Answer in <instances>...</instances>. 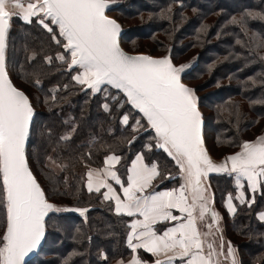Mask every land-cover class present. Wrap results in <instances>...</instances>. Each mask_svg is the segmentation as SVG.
Instances as JSON below:
<instances>
[{"label": "trees", "instance_id": "16d2710c", "mask_svg": "<svg viewBox=\"0 0 264 264\" xmlns=\"http://www.w3.org/2000/svg\"><path fill=\"white\" fill-rule=\"evenodd\" d=\"M114 1L119 6L109 14L125 29L126 51L169 54L178 65L193 62L184 81L198 94L213 156L234 153L243 142L264 135V0ZM53 28L61 44L35 19H14L8 67L36 109L28 157L48 199L86 211L49 218L44 247L29 264L128 261L133 252L126 235L132 219L116 214L103 192L88 191L87 173L116 155L126 179L138 154L159 164V189L179 187L182 172L156 147L155 134L125 96L110 88L93 95L74 79L81 70L69 71L70 54ZM124 116L130 120L126 127L121 124ZM212 184L240 264H264V223L257 218L264 211V187L251 208L230 216L225 200L235 194L234 177H214ZM4 229L0 213V236Z\"/></svg>", "mask_w": 264, "mask_h": 264}, {"label": "snow or ice", "instance_id": "6c2138e0", "mask_svg": "<svg viewBox=\"0 0 264 264\" xmlns=\"http://www.w3.org/2000/svg\"><path fill=\"white\" fill-rule=\"evenodd\" d=\"M111 3L114 0H0V213L5 223L0 236V264H24V258L38 248L45 236V217L49 212L60 211L46 200L25 155L33 108L28 96L14 86L6 71L5 52L13 19L26 23L35 19L53 34L57 44H61L51 27L56 26L59 36L63 37L62 46L70 54L68 67L83 69L74 79L93 92L101 91L102 85L121 90L154 130L156 147L167 153L184 173L185 184L178 190L137 195L149 188L160 174L156 164L147 165L142 156H137L129 169L131 174L126 187L115 172L105 173L123 187L124 201L107 180L99 178V173L96 178L93 171L87 173L89 192L106 188L104 198L116 201L117 213L143 216V220L131 225L128 239L133 252L144 249L157 255L178 248V257L181 260L187 258L185 264H219L212 257L223 253L217 252L212 244L208 245L207 255L203 254V241L193 216L197 201H201L200 219L205 213H209L214 221L219 218L218 213L207 207L202 177L212 171L234 173L240 187V178L246 179L253 191L258 185L264 187V135L255 141L243 142L239 152L227 156L220 164L214 163L204 147L202 114L195 90L181 81V74L188 65L176 66L169 56L153 58L126 54L118 42L120 25L105 14ZM260 46L264 47V42ZM58 59L65 61V56L60 55ZM123 121L127 123L128 116H124ZM136 123L140 124V121ZM110 162H119V157H108L105 163ZM187 188H191V204L185 195ZM231 199L229 196V212L234 211ZM173 208L187 213L186 222L168 228L162 235L157 234L152 225L158 220L181 219L169 211ZM64 211H80L83 215L86 210ZM133 239L137 243L133 244ZM220 247L223 248V243ZM227 256L232 257V264H238L230 242ZM174 258L169 257L168 264ZM129 264L142 262L134 257ZM155 264L164 262L156 260Z\"/></svg>", "mask_w": 264, "mask_h": 264}, {"label": "crops", "instance_id": "0c3cea01", "mask_svg": "<svg viewBox=\"0 0 264 264\" xmlns=\"http://www.w3.org/2000/svg\"><path fill=\"white\" fill-rule=\"evenodd\" d=\"M129 122H130L129 118H128L127 123H125L123 121V118L121 120V124L124 127L128 126ZM113 156H116V155H110L108 157H113ZM137 156H142L143 157V162L145 164L152 165V164H149L146 161L145 157L142 154H138ZM137 156L132 161L129 169H131V167L133 165V162L136 161ZM116 157H118V156H116ZM153 164L157 165V170L159 172V164L157 162H154ZM120 167H121V158L119 157V162H110L108 164L105 163L103 168H101L99 170L98 169H92L91 171H93L94 178H96L97 173H99V178L100 179L107 180V182L109 184H111L112 187L115 189V193L120 196L122 201H124L125 197H124V193H123V187L120 184H116L115 180H113L110 177L105 175V173L107 171L115 172L116 175L120 178L121 184L124 187H126L127 186L128 176L131 173L128 171L127 177H126V179H124L123 176L120 174ZM101 170H103V171H101ZM158 176H156L153 179L152 184H151V186L149 188L145 189V191L143 193H137V195L147 196V195H153V194L158 193V192H169V191L180 189L181 185L179 187L173 188V189H159L158 188L159 184L157 185V182H156L157 179H158ZM182 177H183V181H184V184H185L184 173H182ZM233 177H234L235 194L234 195H228L226 197V200H225V208H226L227 213L230 216H234L237 213L239 208H242V209H245V210L251 208V206L255 202L256 195L259 194L262 191V186H259V185H258L257 189L255 191H253L251 188L248 187L247 181L244 178H240V185H242V187H240V186L237 185V182H236V174L233 175ZM87 179H88V177H87ZM87 183H88V181H87ZM91 192H96V191L93 190ZM100 192H103V198H104V193L107 192V189L106 188H101ZM248 192H249L251 197H248ZM241 193H243V197L242 198H241ZM176 194L178 195L179 193L177 192ZM185 195L188 197V203L191 204V200H190V197L188 195V190L187 189L185 190ZM229 196H231V198H232L231 199V203H232V206L234 208V211H232V212H229L228 207H227ZM105 200L109 201V202H112L114 204V209H115V212H116V201L114 199H105ZM169 211H171L172 215L181 217V219H178V220H163V219L158 220L155 224L152 225V227L156 230L157 234H159V235H162L163 232L165 230H167L168 228H172V227H175L176 225H178L180 223H185L186 222L187 213H180L177 209H174V208L173 209H169ZM76 212L81 214L80 211H76ZM84 213H85V211H84ZM116 214L121 215V216H127V217L132 219L131 222L129 223V229H128L127 235H126L127 236L126 243H127L128 247H129V239L128 238H129V235H130V233L132 231L131 225L135 221L143 220L144 218L139 213H136L133 216H128L126 214V212H122V213H117L116 212ZM193 216L196 218L195 219V223H196V226H197V230L201 234L200 235V239L203 241V254L207 255V253L209 251L208 245L209 244L213 245V243L208 239V237H206L203 234V232H202V230L200 228V225H199V218L196 215L195 209L193 210ZM262 216H264V212H261V213L257 214L258 220L260 222L264 223V218H262ZM132 243L135 244V243H137V241L135 239H133ZM213 247H214V245H213ZM227 249H228V247L227 248L225 247V257H221L219 259L217 256H213L212 260L213 261H219V264H232V257L227 256ZM130 250L132 251L131 248H130ZM179 251H180V249L177 248L175 250L168 251L167 253L161 252V253H159L157 255H154L153 253L148 252V251H146L144 249H137L135 252L132 251L133 255H132V258L130 260H128V261L119 260V261L115 262L114 264H129V261H131L134 257H137L142 262V264H155L156 260H161V261L164 262V264H168L169 257H175L174 259L171 260V264H185V261H186L187 258H184V260H181L178 257V255H177L179 253ZM235 259L238 262V264H240L239 257L237 255L236 249H235Z\"/></svg>", "mask_w": 264, "mask_h": 264}, {"label": "water", "instance_id": "95a60500", "mask_svg": "<svg viewBox=\"0 0 264 264\" xmlns=\"http://www.w3.org/2000/svg\"><path fill=\"white\" fill-rule=\"evenodd\" d=\"M119 6V3H111L110 6H109V9L106 10V15L109 16L110 18L114 19L121 27V32H120V35L118 36V42L120 44V47L122 48V50L130 55V56H138V55H146V56H151L149 54H146V53H129L127 52L123 45H122V37L124 35V29H123V26L122 24L113 16H110V11L116 9L117 7ZM54 26V25H53ZM12 27H13V20L11 21V28H10V34H11V31H12ZM56 27V26H54ZM57 28V27H56ZM58 29V28H57ZM10 34H9V38H8V41H7V48H6V52H5V66H6V71L8 72V76H9V79L13 82L14 86L17 87L19 90H22L20 89L16 83L14 82V80L12 79V76L10 74V71H9V67H8V56H9V46H10ZM66 51V50H65ZM153 58H157V57H154V56H151ZM75 69H80L82 70L81 68H79V66H76L74 68H69V71H73ZM183 75L181 74V81L182 83L183 82ZM185 84V83H184ZM187 85V84H185ZM188 86V85H187ZM106 87H111L113 88L111 85H102L101 86V91L106 88ZM190 87V86H189ZM114 90L120 92L123 96H125V94L119 90V89H115L113 88ZM23 91V90H22ZM85 91H91L93 95H96L97 93L101 92H93L92 90L88 89L87 86L85 87ZM26 94V93H25ZM27 95V94H26ZM28 96V95H27ZM195 96L197 97L196 93H195ZM29 98V102L33 108V116H32V120L30 122V126H29V137L28 139L26 140L25 142V155H26V159L28 161V165H29V168L30 170L32 171L34 177L36 178L37 182L40 184L41 186V189L44 191L45 193V198L46 200L53 204L54 206V209H60V211H52V212H49L48 216L45 217V236L44 238L42 239L41 241V244L38 246V248L30 253L28 256H26L24 258V264H29L32 260H34L41 252V250L43 249L44 247V244H45V241H46V238H47V234H48V230H47V222L49 220V218H51L52 216H61V215H64V214H68L67 211H64L65 207L62 206V205H57L53 202H51L48 197H47V194L43 188V186L41 185L40 181L38 180L36 174L34 173L31 165H30V162H29V158H28V148H29V144H30V141H31V137H32V130H33V126H34V122H35V118H36V109L33 105V102L31 100V98L28 96ZM125 98L127 99V97L125 96ZM128 104L136 111L138 112L142 117H143V114L139 112L138 109H135L129 102ZM197 104H198V109L200 111V113L202 114V121H201V134H202V139L204 141V147L206 148L207 150V153L209 155V157L211 158V160L216 163V164H220L222 163L225 158L229 155H232V154H235L236 152H239L240 150L234 152V153H231V154H228L224 157H222L221 159H216L210 152L209 148H208V145H207V142H206V137H205V119H204V114L201 110V107L199 105V102H198V98H197ZM145 119V121L147 122L146 118L143 117ZM148 124V123H147ZM148 127L150 128V126L148 125ZM150 130L155 134L154 130H152L150 128ZM229 167H230V164H229ZM235 175L234 173L233 174H228V173H225V172H215V171H212V172H209L208 176L207 177H202V189H203V195L204 197L206 198V201H207V207L209 209H211L212 211L218 213V219L216 221L213 220L212 216L209 214V213H205L204 215V218L203 219H200V203H202L201 201H197V205L195 207V211H196V215L197 217L199 218V225H200V228L203 232V234L208 237V239L213 243L214 245V248L216 249L217 252H220V253H223L221 255H218L217 257L220 259L221 257H225V247L227 248L228 247V244H229V240L227 239V236H226V226H225V218H224V215L222 214V212L217 208V204H216V195H215V191H214V188L212 186V178L214 177H225V176H233ZM188 190V195L190 197V200H191V203H192V192H191V188H187ZM223 243V248L220 247V245ZM232 245V244H231Z\"/></svg>", "mask_w": 264, "mask_h": 264}, {"label": "rangeland", "instance_id": "374dc122", "mask_svg": "<svg viewBox=\"0 0 264 264\" xmlns=\"http://www.w3.org/2000/svg\"><path fill=\"white\" fill-rule=\"evenodd\" d=\"M115 2V1H114ZM117 3V2H116ZM13 11H16V9H12ZM115 10V9H114ZM113 11V10H112ZM111 12V11H110ZM110 16H112V15H110ZM114 17V16H113ZM14 20V19H13ZM47 22V21H46ZM52 27H54L53 25H51ZM123 26V25H122ZM123 29H124V27H123ZM124 31H125V29H124ZM128 52V51H127ZM130 53V52H129ZM142 53H144V52H142ZM147 54V53H146ZM150 55V54H149ZM151 56H154V57H157V58H162V57H165V56H169L171 59H172V57L169 55V54H165V55H161V56H155V55H151ZM172 62H173V64L174 65H176V66H180V65H178V64H176L175 62H174V60L172 59ZM182 65V64H181ZM188 65V67L185 69V71L182 73V75H183V82L185 83V84H187L185 81H184V74H185V72L187 71V69H189V67L191 66V65H193V62H190V63H188L187 64ZM69 68V67H68ZM75 70H80V69H75ZM75 70H73V71H75ZM83 71V69L81 70V72ZM13 79V78H12ZM188 86H190L191 88H193L194 90H195V88L194 87H192L191 85H189V84H187ZM106 88H110V89H113V88H111V87H106ZM106 88H104V90L106 89ZM116 91V90H115ZM195 93H196V95H197V98H198V94H197V92L195 91ZM198 102H199V99H198ZM200 105V104H199ZM202 110V109H201ZM203 112V111H202ZM143 128V127H142ZM149 130H150V128H149ZM206 137V136H205ZM216 159H221L222 157H224V156H219V154H216L215 156H214ZM29 158V157H28ZM30 162V161H29ZM31 165V164H30ZM38 178V177H37ZM182 184H184V181H181V183L179 184V185H182ZM212 186H213V184H212ZM213 188H214V186H213ZM214 191H215V189H214ZM215 195H216V193H215ZM54 203V202H53ZM55 204H57V203H55ZM57 205H60V204H57ZM218 208V207H217ZM219 209V208H218ZM261 212H264V211H261ZM261 212H258V213H261Z\"/></svg>", "mask_w": 264, "mask_h": 264}]
</instances>
